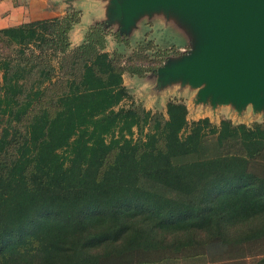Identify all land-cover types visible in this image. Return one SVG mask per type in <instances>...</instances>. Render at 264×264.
<instances>
[{
	"label": "trees",
	"instance_id": "16d2710c",
	"mask_svg": "<svg viewBox=\"0 0 264 264\" xmlns=\"http://www.w3.org/2000/svg\"><path fill=\"white\" fill-rule=\"evenodd\" d=\"M79 21L0 29V264H264V126L123 105L144 70Z\"/></svg>",
	"mask_w": 264,
	"mask_h": 264
},
{
	"label": "water",
	"instance_id": "95a60500",
	"mask_svg": "<svg viewBox=\"0 0 264 264\" xmlns=\"http://www.w3.org/2000/svg\"><path fill=\"white\" fill-rule=\"evenodd\" d=\"M65 15L81 10L84 26L121 38L142 24L162 21L186 29L188 50L170 56L146 78L152 90H196V102L230 105L238 117L264 113V0H61ZM64 15V16H65Z\"/></svg>",
	"mask_w": 264,
	"mask_h": 264
},
{
	"label": "rangeland",
	"instance_id": "374dc122",
	"mask_svg": "<svg viewBox=\"0 0 264 264\" xmlns=\"http://www.w3.org/2000/svg\"><path fill=\"white\" fill-rule=\"evenodd\" d=\"M143 22L140 23L141 27L136 29V33L123 38L117 31L114 32V30L103 28L109 33L106 36V51L111 53L116 51L121 54L123 65L126 67L133 64L135 67L144 70V74L141 77L130 74L123 75V83L133 98L124 102L123 105L129 106L133 102L146 110H150L153 113H161L166 117L167 103L175 100L186 105L188 110L187 119L190 122L208 118L214 125H218L221 120L226 119L234 124L252 125L253 123H259L264 126V113L252 116L250 108H248L243 116L238 117L234 108L230 105L216 106L213 109L209 105L195 101L197 92L194 89L175 86L157 92L153 91L152 82L148 81L147 75L150 73L156 74L157 69L161 68L170 56H181L182 52L188 50L189 43L185 38L186 36H184L187 31L185 28L179 27L181 25L176 26L175 23H172L165 26L162 21L142 24ZM77 39L79 37L74 34L72 41L75 44ZM122 42H125L126 45ZM140 57L144 59L140 60ZM208 258V256H204L199 259H167L156 264H207ZM258 260L259 258H250L244 261H237L236 263L256 264ZM230 263L235 264L234 262Z\"/></svg>",
	"mask_w": 264,
	"mask_h": 264
},
{
	"label": "crops",
	"instance_id": "0c3cea01",
	"mask_svg": "<svg viewBox=\"0 0 264 264\" xmlns=\"http://www.w3.org/2000/svg\"><path fill=\"white\" fill-rule=\"evenodd\" d=\"M86 14L84 10H81L80 21L70 33L72 47L79 45L84 40V33L87 29L84 26ZM64 15V6L61 0H0V29ZM74 34L79 37L75 41L76 44L72 41Z\"/></svg>",
	"mask_w": 264,
	"mask_h": 264
}]
</instances>
